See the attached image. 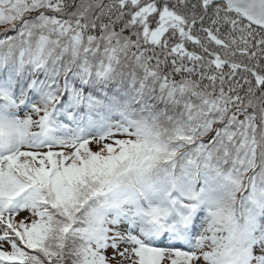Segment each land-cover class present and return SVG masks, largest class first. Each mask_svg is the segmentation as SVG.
<instances>
[{
    "label": "snow or ice",
    "instance_id": "snow-or-ice-1",
    "mask_svg": "<svg viewBox=\"0 0 264 264\" xmlns=\"http://www.w3.org/2000/svg\"><path fill=\"white\" fill-rule=\"evenodd\" d=\"M0 264H264V0H0Z\"/></svg>",
    "mask_w": 264,
    "mask_h": 264
}]
</instances>
